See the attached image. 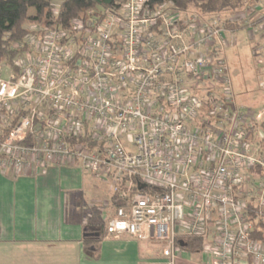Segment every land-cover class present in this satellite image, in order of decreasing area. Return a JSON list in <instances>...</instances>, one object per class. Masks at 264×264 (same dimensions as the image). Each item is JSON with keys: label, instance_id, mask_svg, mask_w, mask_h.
Returning <instances> with one entry per match:
<instances>
[{"label": "built area", "instance_id": "2783aa9c", "mask_svg": "<svg viewBox=\"0 0 264 264\" xmlns=\"http://www.w3.org/2000/svg\"><path fill=\"white\" fill-rule=\"evenodd\" d=\"M168 6L150 9L147 0H127L117 12H108L99 25L94 19L87 28L81 21H73L74 34L85 29L95 34L89 43L100 52L88 57L95 62L96 76L110 62L119 60L114 62L118 84L104 87L109 99L101 96V85L95 84L97 93L90 94L84 104L63 98L58 92L56 104L61 101L63 107L78 111L77 115L71 112L66 129L55 128L56 120L47 121L41 114H31L30 109L18 110L27 113L0 145V168L18 173L32 166L77 163L108 185L110 194L128 179L119 193L126 205L112 215L102 214L107 236L158 243L164 264H175L181 252L176 242L184 238L202 240L205 264H264V243L251 237L255 225L264 220V152L259 147L264 134L258 129L257 153L251 152L250 143L259 123H249L255 116L250 110H235L223 60L212 67L204 56L186 58L191 47L221 36L196 18L192 24L197 30L188 22L187 29L181 31L180 13ZM112 32H118L121 40L115 58L107 44ZM186 32L190 36L202 33L203 37L192 40L190 46L175 47L171 41L182 40ZM42 34L39 40L31 37L40 51L35 60L36 74L55 79L67 73L59 67L63 55H59L57 43L69 34L61 29H44ZM157 34H161V41L166 40L159 46L154 40ZM144 38L153 65L139 68L134 65ZM28 60L22 65L14 62L20 77L0 80V122L12 119L7 125L2 122L0 134L10 129L17 116L6 117L4 110L21 97L20 89L29 87L25 79L31 72ZM83 66L87 68L88 62ZM205 75L214 76L222 86L220 98H214V87L207 85L211 92L208 90L205 100L200 99L199 90L206 86L200 82L207 80ZM168 76L170 80L165 79ZM61 83L62 87L68 84L66 80ZM129 86L133 93L119 99V92ZM49 87L57 88L52 83ZM260 117L258 114L254 119ZM48 128L51 134L46 132ZM28 137L30 146L19 144ZM80 138L88 141L69 142ZM133 179L153 192L134 190Z\"/></svg>", "mask_w": 264, "mask_h": 264}, {"label": "rangeland", "instance_id": "374dc122", "mask_svg": "<svg viewBox=\"0 0 264 264\" xmlns=\"http://www.w3.org/2000/svg\"><path fill=\"white\" fill-rule=\"evenodd\" d=\"M61 2L62 0H53L51 2V7L55 14ZM168 8L171 9L169 6ZM31 14H33L32 11ZM193 18H196L195 20H198L200 23L212 26L221 37L215 36L211 39V42L206 43V45H204L203 42V44L201 43L198 46L191 47L192 49L190 48L189 51L190 54H188L186 58L192 59L194 57L204 56L209 60L210 66L212 67L223 60L231 80L230 95L231 100H233L235 104V110L238 111L242 108L244 110H250L255 115L253 120L249 121L251 124L257 125L258 123L260 124V122H264V0H244L243 10L236 15L224 14L221 16L200 17L193 9H190V11L185 14H179V22L182 27L180 30L185 31L189 26L187 23L189 22L192 24ZM223 22L240 24L241 26L246 25L247 27L245 30L240 31L236 29L224 30ZM213 24H215V26ZM192 25H194V28L197 30V26H195V24ZM151 35H153V33ZM185 35L186 36L182 40H172V44L177 48H182V46H190L192 40L198 41L203 37L202 33L197 35V32V36H190L191 34L187 32ZM89 39L95 40V34L92 33L90 29H85L81 33L66 35L62 41H59L57 43V47L60 50L59 55H63L60 56L61 63L59 67L62 68V71L64 70L66 72L67 70V73L57 75L55 79H53V76H47L43 79L36 74L37 67L35 60L39 57L40 51H37L36 40L31 41V38H29L27 44L31 55L25 56V54H22L16 60L17 64L22 65L25 64V60L29 59L26 61V64L30 63L31 72L28 77L25 76L26 83L29 84V87L20 89V95L22 94L21 97L15 102H10L8 104V111L4 110V115L6 117L12 116L13 118L18 110L26 111V109H30L31 114H41V117L46 118L47 121L50 120L54 122L56 120L55 128L60 129L63 127L62 129H66L65 125L71 122L70 117L73 116L71 112L77 115L78 111L75 108L71 110V108H67L66 106L63 107L64 104L60 103L61 101L56 104L55 97L57 94L60 93L64 96L63 98H74V101L78 104H84L90 94L94 93L95 95L97 93L94 90L95 84H100L101 96L109 99L107 92L103 89L108 85L117 86L119 75L115 71L116 64H114V62L119 60L110 62V64L105 67L104 71L96 76V73L93 71L95 62L94 60H90L88 56H90L91 53L100 52V48L92 47L89 43ZM160 39L161 34L154 36L156 46L166 42L165 39L163 41ZM120 41L118 32L110 33L107 44L111 48L114 58L119 56L116 51L120 45ZM146 43V38H144L143 44L138 50V63L134 65L135 67H151L153 65L150 57L151 50ZM82 53L83 56L81 55ZM75 55L79 56V60L76 61L74 65H66ZM86 61L88 62L87 68L83 66ZM181 61L182 58L180 59V62ZM11 76V72L5 66L0 65V80H7ZM135 76L136 75H131V77ZM59 77L62 78L57 79ZM205 77L207 80L200 82V84L206 85L199 90L198 95L200 99L205 100L207 98L209 86L214 87L212 92L214 98H220L222 95V86L220 83H218L214 76L205 75ZM165 79L170 80L171 76ZM51 80L53 82H51ZM63 80H66L68 83L66 87L61 86V81ZM51 83L53 87L56 86L57 88L49 87ZM130 86L127 90H121L119 92V99L124 100L133 93ZM209 91L211 92V90ZM54 104L57 105V108L53 107ZM236 108H238V110ZM258 114H261V117L255 120L254 118H256ZM1 115L0 113V116ZM11 120L12 119L8 117L6 123L4 121L2 122L7 125ZM2 122H0V133L3 128ZM48 126H52V123L49 122ZM44 129H46V127ZM49 130L48 128L46 132L51 134ZM260 134L258 129L254 132L253 141L250 143L251 152L253 151V153H257L258 148L255 137H258ZM37 136L41 138L39 137V133H37ZM45 136L47 135L44 134L43 138H45ZM88 144L95 147V145L89 142ZM127 144V142L124 143V145L128 146ZM79 166L81 167V165ZM81 169L86 177H89L88 175L92 176L82 167ZM5 171L7 172V169H5ZM92 178V185H90L89 193L86 195L87 199L91 205H96L102 214L104 212L108 216L109 198L111 195L109 186L94 176H92ZM155 244L161 247L160 244Z\"/></svg>", "mask_w": 264, "mask_h": 264}, {"label": "crops", "instance_id": "0c3cea01", "mask_svg": "<svg viewBox=\"0 0 264 264\" xmlns=\"http://www.w3.org/2000/svg\"><path fill=\"white\" fill-rule=\"evenodd\" d=\"M88 176L77 163L18 173L0 168V264H164L155 242L128 236L104 238L97 258L86 257L84 225L96 206L86 196L93 180ZM205 262L203 254L183 250L175 260Z\"/></svg>", "mask_w": 264, "mask_h": 264}, {"label": "trees", "instance_id": "16d2710c", "mask_svg": "<svg viewBox=\"0 0 264 264\" xmlns=\"http://www.w3.org/2000/svg\"><path fill=\"white\" fill-rule=\"evenodd\" d=\"M53 0H0V65L5 66L15 79L20 77L21 72L15 66L14 62L19 55L31 53L27 44L29 38L39 40L42 37V30L61 29L70 35L74 32L71 29L72 22L79 20L85 28L88 23L94 19L95 25H99L106 14L117 12L127 0H62L55 14L51 7ZM150 9L160 5H170L172 9L180 14H185L193 9L200 17L221 16L224 14L236 15L244 8V0H147ZM31 11L33 14H31ZM93 22V21H92ZM35 27V30L32 28ZM247 26L240 24L223 22L224 30L236 29L245 30ZM95 28H93V32ZM79 60L75 55L67 65H74ZM27 112H18L10 129L2 131L0 134V145L7 138L11 128ZM35 119L34 124L37 125ZM264 134V122L256 127ZM255 128L252 129L254 132ZM87 138L70 140L71 145L77 142H85ZM30 146V138L19 143ZM91 146V145H90ZM92 147V146H91ZM259 147L264 152V139L259 142ZM128 179H124L119 185L118 191L111 193L109 198L108 213H112L126 203L119 199V193L124 189ZM134 190H141L148 194L153 189L143 185H138L137 180H132ZM96 206L89 209V218L84 225L82 238L83 251L88 259H96L98 256V246L100 242L107 238L106 224L102 219L100 210ZM256 228L259 230L257 231ZM253 240L264 243V220L255 225V230L251 234ZM183 243V246L179 245ZM176 246L182 251L189 253L202 252V240L197 238H184L177 240Z\"/></svg>", "mask_w": 264, "mask_h": 264}, {"label": "water", "instance_id": "95a60500", "mask_svg": "<svg viewBox=\"0 0 264 264\" xmlns=\"http://www.w3.org/2000/svg\"><path fill=\"white\" fill-rule=\"evenodd\" d=\"M179 245H180V246H183V243H182V242H179Z\"/></svg>", "mask_w": 264, "mask_h": 264}]
</instances>
